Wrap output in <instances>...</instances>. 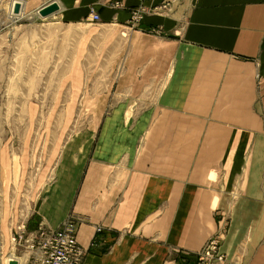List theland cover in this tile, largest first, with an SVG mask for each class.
Segmentation results:
<instances>
[{"label":"crops","instance_id":"0c3cea01","mask_svg":"<svg viewBox=\"0 0 264 264\" xmlns=\"http://www.w3.org/2000/svg\"><path fill=\"white\" fill-rule=\"evenodd\" d=\"M56 1L94 28L103 94L35 189L0 162V264L71 216L83 264H183L220 234V264H264V0Z\"/></svg>","mask_w":264,"mask_h":264},{"label":"rangeland","instance_id":"374dc122","mask_svg":"<svg viewBox=\"0 0 264 264\" xmlns=\"http://www.w3.org/2000/svg\"><path fill=\"white\" fill-rule=\"evenodd\" d=\"M12 1L0 0V162L20 166L26 193L49 177L51 149L57 153L70 136L93 126L86 117L106 76H96L94 52H85L95 46L93 27L67 26L57 15L41 19L31 8L13 21ZM3 221L9 230L16 222Z\"/></svg>","mask_w":264,"mask_h":264},{"label":"built area","instance_id":"2783aa9c","mask_svg":"<svg viewBox=\"0 0 264 264\" xmlns=\"http://www.w3.org/2000/svg\"><path fill=\"white\" fill-rule=\"evenodd\" d=\"M143 3L147 0H141ZM143 11H145L142 8ZM140 13H137V16ZM92 22H99L100 16L92 10ZM81 222L69 217L58 229H49L41 225L35 232L27 234L26 228L14 241L31 253L28 264H83L87 249L78 243V232ZM98 233L102 227H97ZM221 234L211 238L204 250L195 256H185L183 264H217L226 261L221 252Z\"/></svg>","mask_w":264,"mask_h":264},{"label":"water","instance_id":"95a60500","mask_svg":"<svg viewBox=\"0 0 264 264\" xmlns=\"http://www.w3.org/2000/svg\"><path fill=\"white\" fill-rule=\"evenodd\" d=\"M26 8V3L22 0H13L11 5V14L10 19L18 21L23 18L24 11ZM61 11V6L58 1L54 0L51 3L43 6L42 8L37 10V15L41 19H48L57 15ZM9 264H18L16 260L9 261Z\"/></svg>","mask_w":264,"mask_h":264}]
</instances>
